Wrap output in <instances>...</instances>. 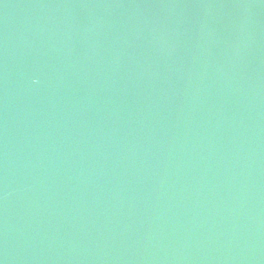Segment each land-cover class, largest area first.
I'll return each mask as SVG.
<instances>
[{"label": "water", "instance_id": "1", "mask_svg": "<svg viewBox=\"0 0 264 264\" xmlns=\"http://www.w3.org/2000/svg\"><path fill=\"white\" fill-rule=\"evenodd\" d=\"M0 264H264V0H0Z\"/></svg>", "mask_w": 264, "mask_h": 264}]
</instances>
